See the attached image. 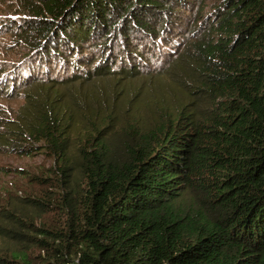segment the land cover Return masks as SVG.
Returning a JSON list of instances; mask_svg holds the SVG:
<instances>
[{
	"label": "trees",
	"instance_id": "obj_1",
	"mask_svg": "<svg viewBox=\"0 0 264 264\" xmlns=\"http://www.w3.org/2000/svg\"><path fill=\"white\" fill-rule=\"evenodd\" d=\"M207 1L37 0L24 26L0 25L13 59H0V238L40 247L43 264H264V0L205 11ZM177 21L188 25L187 50L165 71L143 70L146 46L169 50L163 34ZM147 78L178 86L185 100L153 105L148 120L134 108L139 90L121 117L93 102L95 87L98 99L111 84L142 89ZM72 84L92 86L87 101L51 96ZM32 139L60 178L11 195L2 158L33 155ZM53 210L66 215L64 229L38 231ZM10 253L31 263L20 248Z\"/></svg>",
	"mask_w": 264,
	"mask_h": 264
},
{
	"label": "rangeland",
	"instance_id": "obj_2",
	"mask_svg": "<svg viewBox=\"0 0 264 264\" xmlns=\"http://www.w3.org/2000/svg\"><path fill=\"white\" fill-rule=\"evenodd\" d=\"M37 0H27L28 3H21L18 0H0V25L11 23L12 26L18 25L22 27V25H25V21L36 15V13L33 12L36 7L40 6L39 4H36ZM221 0H208L207 6L205 11L211 10L212 7H214V4L220 3ZM38 10V9H37ZM171 24V25H170ZM167 31H164L162 40L169 44L170 49L165 50L164 45L162 42H155L154 45H147L146 49L152 50V60L149 64H142L143 70L144 69H155L158 70L160 67H163V70H167L169 62H171L173 59L178 58L179 55L183 53V51L187 50L189 46L190 40H182L180 37V33L182 31H186L188 29V25L181 24L180 22L176 23H168ZM164 30V29H163ZM183 32V33H184ZM202 33V32H200ZM182 34V33H181ZM185 39L188 37L189 33L186 32L184 34ZM168 39V40H167ZM7 46L5 43L0 44V59H12L11 55L7 54V49L5 48ZM196 47H191L190 51L194 54V51ZM109 51H112L113 54L115 52V49H109ZM151 53V51H150ZM113 55H111L112 57ZM106 59V56L103 57ZM120 62H116V65H118ZM145 63V62H143ZM167 64L165 67L164 65ZM4 66V63L0 62V67ZM8 67L16 68V64H7ZM85 69V67H84ZM5 70H0V74H2ZM71 72L72 69H69ZM77 71L82 72L80 69H77ZM6 72V71H5ZM4 72V73H5ZM3 73V74H4ZM163 74V73H162ZM108 75V74H107ZM161 75V74H158ZM163 78L167 79L166 76ZM154 78H147L146 83L147 85H143L142 89L140 88V85L142 83L138 82L135 84L131 80H121V83L119 85L113 86L111 83H106V85L111 84V90L105 91L104 96H101L102 98H98L99 92L98 88H94L93 93V102L98 104L99 101L104 100L106 101L109 106L107 105L105 107V111L107 113H110L113 111L112 115H116V113L123 111L120 114V117L124 115V113L129 112L133 109V103L131 99V96L139 93L134 98L136 99L138 97V103L134 104L135 111L139 110L142 114L145 115V119L148 120L149 116L151 114V107L154 106H161V104H166L165 106L172 104V106H176L177 104L182 103L185 98L186 94L185 91L182 89H177L178 86H173V89H170L171 86H169L166 82L161 81H153ZM152 81V82H149ZM168 80V79H167ZM6 82H10L8 84H11L12 80L7 79ZM167 84V85H166ZM99 85H103L102 82L99 83ZM98 85V86H99ZM97 86V85H96ZM81 88V89H80ZM123 88V89H122ZM56 89L57 91H55ZM51 88L50 90H53L51 93V96L54 97V94L57 93V96H59L62 92H65V96L63 97L66 101L62 102L63 106L68 105V96L74 97L75 99H83L87 101L88 99V93L93 92V88L90 85L82 84L80 86L79 84H72L70 85V89L65 90V85ZM147 89V90H146ZM173 93L172 97H169V94ZM168 95V100L166 101L165 95ZM130 99L132 101H130ZM60 103V102H57ZM70 103V102H69ZM10 106L16 107L20 104L19 100H13L8 103ZM72 104V103H71ZM87 106L86 104H84ZM81 105V106H84ZM113 105V108H111ZM128 106L130 108L128 109ZM76 111V110H75ZM104 113L105 119H103L101 122L97 123V127L93 131V135H96V131L99 130V126L101 123L106 121V116ZM154 111H157L156 108H154ZM130 120V119H128ZM108 122V120H107ZM106 122V123H107ZM127 119H125V124L127 123ZM117 123V122H114ZM124 124V125H125ZM138 125L146 127L147 123L143 121V123H140V120L137 122ZM123 125V126H124ZM78 127L85 128L89 127L88 121L87 123L80 122ZM90 129L93 130V126H90ZM29 143H32L37 147V149L33 152V155H13L9 157H3L2 158V165L7 168L5 171V178L6 181L9 182V184L15 183V189L10 188L13 192L10 193L11 195H21L23 194V188L25 187H32L34 184L36 187L40 184L42 188H48L51 189V186L54 182L58 181L60 178L58 174L56 173L58 171V163L56 162L55 158L52 157V153L49 151H46V145L43 141H36L32 139V141H28ZM96 141H93L89 144V148L93 147ZM73 147V148H72ZM71 149H74L76 146H72ZM36 178L35 181H30L29 177ZM31 183V185H29ZM37 190H34L38 192ZM60 210H53L48 213V215L45 218H37V230L41 231V228H49L52 231H59L63 230L65 223H66V215L59 212ZM34 241L36 237L43 238L42 235L37 236L34 235ZM20 248L23 251H25L28 255V257L31 260L30 264H43L42 263V257H49L46 254V251L42 250L38 246L30 245L28 244H21V243H15L13 240H6L4 238H0V256L4 257L6 260L9 261V264H20L16 258L12 256L10 253L11 250ZM4 262V260H3ZM72 264L71 262H69ZM67 263V264H69Z\"/></svg>",
	"mask_w": 264,
	"mask_h": 264
}]
</instances>
